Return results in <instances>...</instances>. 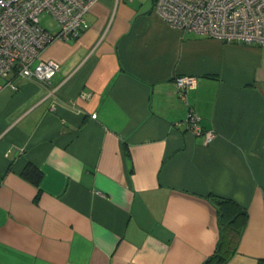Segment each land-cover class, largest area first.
Segmentation results:
<instances>
[{
	"label": "crops",
	"instance_id": "crops-1",
	"mask_svg": "<svg viewBox=\"0 0 264 264\" xmlns=\"http://www.w3.org/2000/svg\"><path fill=\"white\" fill-rule=\"evenodd\" d=\"M153 1L97 0L41 52L48 83L0 77V264H201L209 194L246 211L226 264H264V46L170 26Z\"/></svg>",
	"mask_w": 264,
	"mask_h": 264
},
{
	"label": "built area",
	"instance_id": "built-area-1",
	"mask_svg": "<svg viewBox=\"0 0 264 264\" xmlns=\"http://www.w3.org/2000/svg\"><path fill=\"white\" fill-rule=\"evenodd\" d=\"M97 0H0V77L17 89V78L48 83L59 65L41 58L43 49L54 40L76 39L86 25L85 16ZM153 12L167 24L186 32L218 39L225 43L264 46V0H154ZM47 14L55 19L50 32L40 23ZM196 78L178 75L175 86L182 97ZM187 128L204 133L205 141L214 134L202 130L197 114L189 109Z\"/></svg>",
	"mask_w": 264,
	"mask_h": 264
},
{
	"label": "trees",
	"instance_id": "trees-1",
	"mask_svg": "<svg viewBox=\"0 0 264 264\" xmlns=\"http://www.w3.org/2000/svg\"><path fill=\"white\" fill-rule=\"evenodd\" d=\"M23 175L38 186L41 172L33 165L27 164ZM217 212L219 238L212 254L201 264H226L237 248L242 229L246 222V211L230 199L208 195Z\"/></svg>",
	"mask_w": 264,
	"mask_h": 264
},
{
	"label": "rangeland",
	"instance_id": "rangeland-1",
	"mask_svg": "<svg viewBox=\"0 0 264 264\" xmlns=\"http://www.w3.org/2000/svg\"><path fill=\"white\" fill-rule=\"evenodd\" d=\"M149 1V0H148ZM40 23L43 27L49 28V29H54L56 28V21L54 18L47 14H42L40 16Z\"/></svg>",
	"mask_w": 264,
	"mask_h": 264
}]
</instances>
